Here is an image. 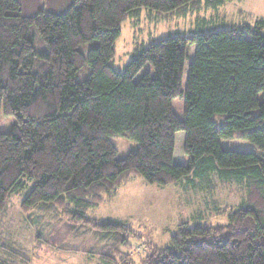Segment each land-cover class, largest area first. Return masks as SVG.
Listing matches in <instances>:
<instances>
[{"label": "trees", "instance_id": "16d2710c", "mask_svg": "<svg viewBox=\"0 0 264 264\" xmlns=\"http://www.w3.org/2000/svg\"><path fill=\"white\" fill-rule=\"evenodd\" d=\"M30 3L0 0V114L16 118L10 131H0V217L32 182L23 212L54 211L72 231L111 243L99 253L103 264H136L125 257L142 236L117 218L90 216L91 209L136 178L180 184L185 192L198 182L214 192L225 182L243 196L237 205L215 207L226 222L207 224L206 215L192 214L167 245L144 238L149 250L138 263L264 264V17L153 41L117 71L112 62L127 19L143 8L185 15L202 0H50V11L27 15ZM33 27L44 46L36 45ZM84 68L88 76L80 79ZM215 113L225 114L223 125ZM237 130L257 152L222 147L220 139ZM180 131L183 163L175 159ZM122 135L138 148L119 158L112 138ZM2 243L11 257L0 264L28 261L12 242Z\"/></svg>", "mask_w": 264, "mask_h": 264}, {"label": "rangeland", "instance_id": "374dc122", "mask_svg": "<svg viewBox=\"0 0 264 264\" xmlns=\"http://www.w3.org/2000/svg\"><path fill=\"white\" fill-rule=\"evenodd\" d=\"M205 1L202 0L199 9L192 8L185 15L158 13L143 8L138 18L127 19L122 24L121 35L116 42L113 67L117 71H124L142 46L146 47L149 43L165 37L193 35L202 31L232 28L240 24H253L258 18L264 17V0H226L217 8L206 7ZM41 8L50 11V0H32L25 11L27 15H33ZM32 32L36 45L44 46V41L39 42L43 39L34 27ZM92 45V43L83 45V51L87 52ZM194 49L195 46L191 47V55ZM88 73V68H84L79 78H86ZM212 118L217 126L223 125L226 120L225 114L222 113H215ZM15 123L16 118L13 115H5L1 111L0 131H10ZM243 131L237 130L234 138H221L222 147L257 152L250 141L240 137ZM184 138V131L176 134L175 159L181 163L186 162ZM112 141L118 149L119 158L138 148L135 140L123 135L113 137ZM214 179L220 180L218 177ZM222 183L216 184L214 192L203 190L201 186L197 187L201 185L199 182L194 187L191 185L189 191L185 192L180 184L173 183L160 187L146 184L140 178H136L120 187L116 195L105 199L101 206L91 209L89 214L100 219L117 218L123 223V227L130 228L142 236L134 237L125 257V260L129 262L134 260L139 264V258L149 250L146 246L147 241L151 240L150 243L157 247L167 245L170 235L176 232L178 225L189 219L192 214L199 212L203 216L206 215L207 224L226 222L223 215L214 213L215 207L237 205L243 200V196L237 194L240 187L236 184ZM32 185V182H28L25 188L13 195L7 212L0 217V239L5 245L7 243L8 246L12 242L11 246L16 251L28 257V261L23 264H103L99 253L107 252L111 248L109 241L101 240L93 232L83 233L84 230L80 229L72 231L66 226L68 223L62 221L64 217L54 211H35L31 215L22 211L21 202ZM214 198L216 203H213ZM147 236L149 238L145 241L144 238ZM53 239L59 242L51 244ZM3 241L0 244H4ZM9 254V251L3 252V249H0V258L10 259ZM119 260L121 261V258Z\"/></svg>", "mask_w": 264, "mask_h": 264}]
</instances>
